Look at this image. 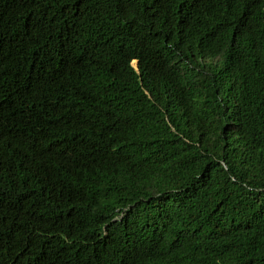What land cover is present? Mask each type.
<instances>
[{
    "label": "trees",
    "instance_id": "trees-1",
    "mask_svg": "<svg viewBox=\"0 0 264 264\" xmlns=\"http://www.w3.org/2000/svg\"><path fill=\"white\" fill-rule=\"evenodd\" d=\"M0 264H264V0H0Z\"/></svg>",
    "mask_w": 264,
    "mask_h": 264
},
{
    "label": "bare ground",
    "instance_id": "bare-ground-1",
    "mask_svg": "<svg viewBox=\"0 0 264 264\" xmlns=\"http://www.w3.org/2000/svg\"><path fill=\"white\" fill-rule=\"evenodd\" d=\"M205 44V43H204ZM252 53V52H251Z\"/></svg>",
    "mask_w": 264,
    "mask_h": 264
}]
</instances>
